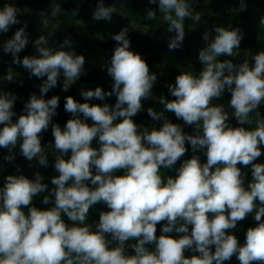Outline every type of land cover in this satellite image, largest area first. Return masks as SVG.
<instances>
[{
  "label": "clouds",
  "instance_id": "clouds-1",
  "mask_svg": "<svg viewBox=\"0 0 264 264\" xmlns=\"http://www.w3.org/2000/svg\"><path fill=\"white\" fill-rule=\"evenodd\" d=\"M148 2L158 6L167 31L174 33L169 50L179 49L186 36L184 21L201 19L195 11L199 0ZM50 6L51 17H57L60 7ZM246 6L240 0L239 9L244 11ZM79 11L78 6L71 14L75 17ZM114 13V5L105 6L99 0L92 19L111 22ZM22 14L16 3L4 2L0 34L20 25ZM156 15V10L148 8L144 18L154 20ZM259 22L264 24V16ZM52 34L30 41L25 22L0 46L12 57V64L23 67L30 77H46L40 96L32 93L19 116L13 110L18 97L0 91V148L9 151L4 160L15 159L12 150L19 143L21 156L47 167L41 141L50 126L54 143L48 147L54 146L58 153L54 161L58 175L51 179L55 187L50 191L39 172L34 179L23 174L5 177L0 187V264H224L233 256L240 264H264V164L255 162L264 154V118L259 111L264 104V51L252 62L221 61V56L238 53L243 31L229 25L203 32L206 46L198 54L202 69L198 75L180 72L168 85L174 99L161 96L162 111L147 109L148 116L162 121L161 125L141 128L133 117L143 110L142 101L151 97L158 77L141 54L131 50L125 27L111 36L117 42L106 67L113 81L111 90L96 87L80 92L85 101H104L114 95L115 104L80 103L67 96L64 110L71 118L61 128L53 123L59 96H44L57 87L61 75L62 91H68L86 75V61L69 38L60 49L48 47ZM30 42L38 55L21 58ZM14 74L10 66L5 80L13 82ZM225 91L231 95L228 107L240 126L229 123L224 105L212 104ZM166 112L194 126L193 134L172 123ZM252 113L259 119L254 129H248L244 125L251 122ZM93 141L99 147H93ZM186 142L193 156L183 160L175 177H165L161 169H172L185 156ZM197 152L206 156L205 163ZM238 165L251 168L247 186V176ZM44 192L49 195L43 196L42 204L53 203L54 197L53 207L34 206V197ZM101 202L108 211L99 213L93 230L86 222L89 210ZM253 212L256 225L245 230L241 243L232 230ZM158 224H162L159 236ZM173 232L183 235L174 238L169 235ZM129 241L135 243L129 245ZM186 250L199 255L186 257Z\"/></svg>",
  "mask_w": 264,
  "mask_h": 264
},
{
  "label": "trees",
  "instance_id": "trees-1",
  "mask_svg": "<svg viewBox=\"0 0 264 264\" xmlns=\"http://www.w3.org/2000/svg\"><path fill=\"white\" fill-rule=\"evenodd\" d=\"M4 2H12L16 3V6L21 9L23 12L18 18L21 21V25L25 22L27 23V32L32 35L40 34L45 27L47 26V22L37 16H34L32 13L41 12L44 13L48 18L51 17V6L52 4L58 5L60 7V12L62 22L61 29L64 25H68L64 31L60 33L57 41L50 47L53 49H60L61 44L66 38L71 39L72 46L77 54H82L85 57V69L86 75H82L79 78V84L83 86L82 90H94L96 87H101L105 92L110 91L113 81L107 75L106 67L111 59L113 49L117 46V42L114 40L104 41L99 38V32L97 27L83 26L75 24L76 19L82 13L83 10L95 9L99 0H0V6ZM62 2H65L67 7L64 9L62 7ZM246 9L241 11L240 0H214L213 2H208L207 4H196L195 11L200 13L201 19L199 22L193 21L191 19H186L184 21L185 31L192 30V35L199 38H202V33L205 31L214 30L216 27H227L232 25V27H239L243 33L244 37L240 44V49L237 52H234V55L230 58L219 59L223 61L224 59H232L234 63H241L244 59H248L249 62H252L253 57L260 51H264V30H257V28L253 27L251 24V14H249L250 9H255L259 7H264V0H245ZM105 6H115L116 9L122 10L124 15L128 17H132L138 11H144L148 8L155 9L156 5H151L148 0H104ZM80 11L77 16H73L71 11L78 7ZM57 15V17L59 16ZM56 18V17H55ZM153 27V26H152ZM59 31V32H60ZM120 31H117L118 34ZM215 33H212L214 36ZM128 38L130 39L131 50L141 54V56L146 60L152 72L155 73V68L157 65H161L165 68V71L170 73L174 72L178 69V54L176 50H169L168 46L164 45L157 32L154 31V28L149 29L145 33L143 32H128ZM64 50H70L65 48ZM20 55V54H19ZM5 65L14 66L12 64V57L9 54H4L2 49L0 51V67ZM201 63H196L193 68V73L197 74L202 69ZM44 78H36L34 76L30 77L27 70H23L22 74L18 80V89L16 92H11L5 87H0V91L11 92L15 94L18 99L14 105V112H16L17 116H19L24 109V104L30 98L32 93H35L37 96H40L39 87L43 83ZM63 85V76L61 75L58 80L57 87L49 90V92L44 96L45 99H50L53 95L59 96V107L57 109V115L53 117V121L56 124H59L61 128L65 125L66 121L71 118V114L65 112L64 103L65 98L67 96H73L74 99L80 103L88 102L90 104H103L108 103L109 105H114L116 101V97L113 95L110 98H106L104 101L98 99H92L89 101H85L80 95L79 90L71 88L69 89L64 96H61L60 91ZM165 97L168 100L174 99L170 95V93L165 94ZM143 110L133 117L134 121L141 125V128L148 127L151 129L152 127H159L162 121H153L151 117L147 114V109L149 107L153 108L156 111L163 110V104L159 103V99L151 100L149 102H142ZM264 108V104L261 105ZM165 116L172 122L176 124H180L185 133L193 134L194 126L185 125L182 120H178L174 114L165 113ZM14 121L16 117L13 118ZM81 119L83 117L81 116ZM88 124H91L92 121H86ZM229 123L233 127L240 126L236 119L230 117ZM247 125V124H246ZM245 126V125H244ZM2 127V126H0ZM42 146L47 147L49 143H54L53 136L51 130L43 133L42 136ZM188 152L184 157L181 158L180 161L172 169H162L166 171V176L175 177L177 175V169L183 163V160L190 159L193 156L191 151V146L187 144ZM54 148V146H53ZM264 146H262V149ZM7 153V149L0 148V163L3 162L5 154ZM12 154L15 156L14 164L15 166H19V168L26 167L29 164L38 163V160H33L31 162L27 161L23 156L19 154V143L15 149L12 150ZM48 159H50V155H46ZM50 160H48L49 162ZM256 163L264 164V158L259 157ZM246 174L247 179L245 182V186H247L248 176L251 175L250 166L242 171ZM121 172H117L116 175H121ZM4 183L0 182V187L3 186ZM44 195H48V192L41 193L39 196L34 197L33 204L37 208L47 209L54 206V197L53 203L50 205L42 204V199ZM257 207L261 206L260 202L257 200ZM25 212L27 209H24ZM101 211H108L105 204L97 203L93 205L88 214L87 223L92 226L93 230H95V224L99 221V213ZM255 212L249 214L248 217L240 221L236 228L232 230L234 234L237 235L240 242L244 241V232L248 227H254L256 222L254 220ZM65 221L71 224L70 221H67V217H64ZM264 219V218H262ZM162 228V224L157 225V236H159L160 229ZM191 230V226H189V231ZM169 235L174 238H178L180 235L175 232L170 233ZM135 243V241H129L128 244L131 245ZM150 249L154 246H147ZM214 250V249H213ZM192 255H199L198 253H194L190 250ZM224 264H240L239 260L233 256L231 260L224 262Z\"/></svg>",
  "mask_w": 264,
  "mask_h": 264
},
{
  "label": "rangeland",
  "instance_id": "rangeland-1",
  "mask_svg": "<svg viewBox=\"0 0 264 264\" xmlns=\"http://www.w3.org/2000/svg\"><path fill=\"white\" fill-rule=\"evenodd\" d=\"M214 0H199L197 4H207L208 2H213ZM62 7L66 9L67 5L65 2H62ZM95 9L90 10H83L82 13L79 15V17L76 19L75 24L77 25H83V26H90L93 25L97 27L98 29V36L100 39L104 41H110L111 36L115 35L117 31H121L123 28H128V32H143L145 33L151 28H154V31L157 32V34L160 37L161 42L168 46L169 38L174 35V33H169L167 31V23L163 20V14L159 13L158 6L155 7L154 10L157 11L156 18L154 20H146L144 17L146 15V12L144 11H138L133 15L132 17H128L127 15H124L122 10L116 9L117 13H114L112 16L111 22L100 20V21H94L92 19V13ZM34 16H37L47 22V26L45 29L38 35H32L30 36V41H35L40 35H48L50 32H54V34L50 35L48 37L49 43L48 47H51L59 38L60 33L67 28L68 25H64L61 29V23L62 18L61 14H59L56 18H48L44 13L41 12H34L32 13ZM249 14H251V24L253 27L257 28V30H264V24H260L259 20L260 17L264 16V7H259L255 9H250ZM23 25H14L8 33L6 34H0V46H2L3 42L7 39H10L14 32ZM153 26V27H152ZM69 27V26H68ZM60 31V32H59ZM264 32V31H263ZM206 46V42L203 39H199L192 35V30H188L186 32L185 39L183 41L182 46L176 50L178 54V69L174 72H166L165 68L161 65H157L155 68V73L157 74V82L155 83L153 89H152V95L150 98L143 100L142 102L146 103L151 100H157L161 96H164L165 94L169 93L168 85L175 82V77L180 72H187V71H193L194 65L196 63H200L198 60V54L199 51ZM1 51V49H0ZM33 56L38 55L35 48L33 47V43H29L26 48L20 53V57L23 58L24 56ZM234 55V54H233ZM223 58H230L221 56L218 59ZM9 65H5L3 67H0V87H5L11 92H16L18 89V80L20 75L22 74L23 70H25L21 66H11L14 74V81L8 82L5 80V75L7 74ZM74 88L79 91L82 90L83 86L79 84V79L69 88ZM67 92V91H66ZM65 91H60L61 96H64ZM231 95L227 91L223 94V96L219 99H214L212 101L213 105H224L225 110L229 113V116L233 119L235 117L232 115L233 109L228 107L229 101H230ZM261 118H264V108L260 106L259 108ZM259 118L256 116L255 113H252L249 117V120L251 121L249 124L245 125L244 127L248 129H254L256 127L257 120ZM55 123V121H53ZM49 130H51V126L49 127ZM93 147H99V145L96 143V141H93ZM45 155H50V160L48 162L47 167L40 166L39 163H33L29 164L26 167H23L22 169L19 168V171H17V167L14 164V160L11 162H7L3 160L2 163H0V182L4 183V179L7 175H25L29 179H34V175L36 172H39L43 177V183L48 185L49 191L53 189L55 186L51 184V179L58 175V172L54 169V161L55 157L58 155L55 148L53 147H44ZM262 152H264V148L262 149ZM9 155V151L7 150V153L5 156ZM196 155L200 156L201 163L206 162V156H204L203 152H197ZM70 157V153L68 156L65 157V159H68ZM261 157L264 158V154L261 155ZM238 167L241 168L242 171L247 169L248 167H244L242 165H238ZM161 174L166 176V171L161 169ZM252 180V176H248V181L250 182ZM49 195V192H48ZM50 205V204H49ZM134 254V253H133ZM186 257H191L192 254L190 253V250L185 251Z\"/></svg>",
  "mask_w": 264,
  "mask_h": 264
},
{
  "label": "built area",
  "instance_id": "built-area-1",
  "mask_svg": "<svg viewBox=\"0 0 264 264\" xmlns=\"http://www.w3.org/2000/svg\"><path fill=\"white\" fill-rule=\"evenodd\" d=\"M128 253L129 254H133V252L131 251V249H128Z\"/></svg>",
  "mask_w": 264,
  "mask_h": 264
}]
</instances>
